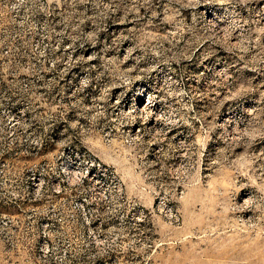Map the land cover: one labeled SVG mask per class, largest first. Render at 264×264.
<instances>
[{"label": "rangeland", "instance_id": "374dc122", "mask_svg": "<svg viewBox=\"0 0 264 264\" xmlns=\"http://www.w3.org/2000/svg\"><path fill=\"white\" fill-rule=\"evenodd\" d=\"M23 11L0 6V264H264V0ZM151 90L160 133L128 113ZM78 153L126 204L96 210Z\"/></svg>", "mask_w": 264, "mask_h": 264}, {"label": "built area", "instance_id": "2783aa9c", "mask_svg": "<svg viewBox=\"0 0 264 264\" xmlns=\"http://www.w3.org/2000/svg\"><path fill=\"white\" fill-rule=\"evenodd\" d=\"M36 1L43 5V0H0V6L10 3L14 19L24 6L22 17L29 18L33 15V12L26 10ZM17 11L19 12L17 13ZM63 162L72 184H83L89 189L90 194L95 199L96 210L101 209L106 212L116 211L117 207L120 208L123 204L127 203L128 198L124 193L121 182L112 168L101 159L93 156L85 159L78 153L75 158L70 156ZM128 205L135 209L133 204ZM157 205L158 207L165 208L172 215L171 207L164 200L160 199ZM142 211L141 209H135L133 213L140 219Z\"/></svg>", "mask_w": 264, "mask_h": 264}, {"label": "bare ground", "instance_id": "6f19581e", "mask_svg": "<svg viewBox=\"0 0 264 264\" xmlns=\"http://www.w3.org/2000/svg\"><path fill=\"white\" fill-rule=\"evenodd\" d=\"M210 20L217 26H219L216 21L215 17L210 18ZM151 93L156 94L159 96L157 93V90H151L148 93L147 99L145 102L140 103V104H132V108L128 111V113H131V115H134L133 117H139L142 120V124H146L147 128H152L153 130L156 131V133H160L163 130V126L167 124H176V121H171L170 118H165V114L162 111V98L161 100L157 97H152L150 96ZM137 98H140V93L137 95ZM135 103V102H134ZM149 106L153 109V112H151L148 109H144L145 106ZM220 125V123H219ZM140 132V128L133 129V126H130L129 133L132 136L138 137V134Z\"/></svg>", "mask_w": 264, "mask_h": 264}]
</instances>
